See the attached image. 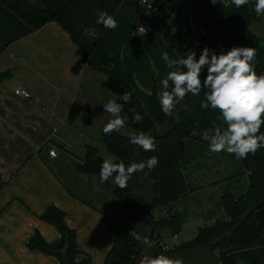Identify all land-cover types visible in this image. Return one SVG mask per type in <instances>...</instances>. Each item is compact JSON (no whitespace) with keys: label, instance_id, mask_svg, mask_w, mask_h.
<instances>
[{"label":"crops","instance_id":"obj_1","mask_svg":"<svg viewBox=\"0 0 264 264\" xmlns=\"http://www.w3.org/2000/svg\"><path fill=\"white\" fill-rule=\"evenodd\" d=\"M113 17L117 27L104 28L91 59L110 68L117 49L109 42L120 43L130 33L133 49L120 53V61L139 86L150 91L154 86L147 77L152 64L148 61L147 70L140 73L145 49L157 44L161 52L177 59L164 42L163 28L160 33L149 22L146 25V17L131 0H122ZM139 23L147 32L138 30ZM249 29L260 41L241 47H254L256 54L264 55V15ZM4 70H10V76L0 82V264H63L53 255L26 246L35 231L48 243L59 239L56 227L40 219L51 205L64 212L66 225L75 232L76 248L90 259L88 264H103L114 236L102 213L112 215L118 209L114 191L119 187L114 177L101 183L99 176L81 172L77 165L87 145L96 147L103 159L116 160L102 141V130L113 118L103 104L117 101L120 85L87 65L81 48L57 22L30 29L0 3V72ZM168 72L161 76L158 98ZM16 90H24L29 97ZM120 115L127 118L123 111ZM117 133L129 137L133 131L125 122ZM48 141L65 150L54 144L42 148ZM180 166L188 191L179 201L152 210L156 221L177 215L175 233L168 225L158 230L168 250L191 240L198 228L224 220L221 195L239 197L249 183L241 159L226 151L212 152L209 141H199L194 133L184 139ZM256 217L262 236L253 246L227 250L235 264H264V206L256 210Z\"/></svg>","mask_w":264,"mask_h":264},{"label":"trees","instance_id":"obj_2","mask_svg":"<svg viewBox=\"0 0 264 264\" xmlns=\"http://www.w3.org/2000/svg\"><path fill=\"white\" fill-rule=\"evenodd\" d=\"M121 2L122 0H0L1 4L25 22L30 29H36L48 21L57 22L81 48L86 64L120 85L117 102L123 104L122 111L127 116L126 124L133 133H147L153 128L162 131L168 125L169 115H165L162 111L156 86L150 91L143 90L134 75L123 68L118 55L112 57L110 68L103 67L91 59L93 49L105 28L103 24L97 22L98 11H106L113 16L121 6ZM195 5L204 29V33L199 38L184 46L178 39L181 34L172 33L168 29H163L162 32L163 38L175 47L179 58L186 57L189 52H195L198 59L201 50L205 47L220 54L234 46L241 47L242 43L256 44L260 41V38L249 29L252 22L261 18L255 14V0H249L247 5L240 8L234 5L224 8L219 0L216 4H212L210 0H195ZM145 12L153 19L152 13L146 10ZM84 29H89L90 34L84 35ZM254 70L257 75H264V55L256 54ZM9 76L10 70L1 71L0 82ZM205 76L206 68L200 75L201 81ZM171 87L170 81L169 91ZM205 91L207 89L202 88L199 95L189 93L172 111L175 122L172 131L166 137L153 138L155 151H144L141 162H146L151 156H156L159 161L154 169L145 167L141 171L143 179H151L155 184L156 199L151 213L157 205L179 201L188 191L180 166V160L184 155V139L194 133L199 141H206L201 137L202 131L211 129L215 125H220L222 129L227 127L221 120H217V116L220 115L218 110H213L211 106L207 109L201 108L200 101L205 100ZM124 93H131V99L127 103L120 99ZM135 113L143 117L140 122H133L132 117ZM260 133H264V124L260 128ZM102 141L116 156L114 162H122L125 167L130 165L136 145L131 144L127 136L115 131L106 135L102 130ZM50 144L54 143L48 141L42 148ZM56 146L60 150H65L64 146ZM103 160L96 147L87 145L77 167L81 172L99 176ZM241 160L245 171L249 173L246 192L239 197L231 194L221 195L225 219L198 228L197 234L191 240L177 245L173 250L181 251L222 237L218 245L213 248L214 255L223 264H235L227 251L230 247L245 248L259 242L262 230L257 224L256 210L264 206V147H261L255 155L248 154L246 159ZM206 184L208 183L204 185ZM114 195L119 202L118 209L112 215L102 213L104 224L114 236L103 264H135L134 260L139 252L138 239L130 224L137 205L142 200L131 194L130 181L128 187L116 189ZM40 219L56 227L60 237L56 242L48 243L39 232L35 231L26 243L28 249H37L53 255L62 263L65 252L71 263L88 264L90 259L77 250L75 232L66 225L62 210L52 205L48 206L40 215ZM150 224L153 226L152 243L158 247V254L171 251L162 250L163 243L158 230L159 227L168 225L175 233L179 227L177 215L159 221L151 216Z\"/></svg>","mask_w":264,"mask_h":264},{"label":"clouds","instance_id":"obj_3","mask_svg":"<svg viewBox=\"0 0 264 264\" xmlns=\"http://www.w3.org/2000/svg\"><path fill=\"white\" fill-rule=\"evenodd\" d=\"M216 4L218 0H210ZM224 8L235 6L240 8L249 3V0H219ZM144 6L151 7L148 0H144ZM254 11L256 16L264 15V0H255ZM97 22L105 28L115 29L117 21L106 11H98ZM90 30L84 29V35H89ZM162 59L169 69L167 78L162 80L165 91L159 97L162 111L170 115L176 104L183 101L191 93L199 95L202 88L205 100L200 101L201 108L209 106L218 110L217 120H221L225 129L215 125L211 129L201 132L202 139L209 141L210 150L214 153L226 151L235 154L237 159H246L248 154L255 153L264 147V133L260 128L264 124V75H257L254 70L256 49L254 47H232L227 52L216 54L209 48L201 50L199 58L195 52L187 53L186 57L171 59L167 52L162 53ZM206 68V76L201 81L200 75ZM171 90L169 91V82ZM25 97L29 94L24 93ZM120 99L127 103L131 99V93H124ZM103 108L113 118L103 128L104 134L119 131L125 126L126 117H121L123 104L116 100H109L103 104ZM135 111L134 109H130ZM133 122H140L143 117L135 113ZM129 142L139 146L143 151H155V143L151 134L144 132L132 133L128 137ZM115 157L103 160L99 177L100 182L105 183L114 177V184L120 189L128 187V181L136 172H141L145 167L154 169L159 161L156 156H151L146 162H134L130 166L120 162L116 163ZM156 264H167V260L160 258Z\"/></svg>","mask_w":264,"mask_h":264},{"label":"water","instance_id":"obj_4","mask_svg":"<svg viewBox=\"0 0 264 264\" xmlns=\"http://www.w3.org/2000/svg\"><path fill=\"white\" fill-rule=\"evenodd\" d=\"M180 103L176 104L175 108ZM167 124L162 131L153 128L145 134H151L153 138L166 137L175 126L172 113L168 117ZM143 154L142 148L136 146L130 165L134 162H141ZM129 181L131 194L142 200L137 205L135 216L130 224L138 239L139 252L134 260L135 264H156V261L160 258L167 260V264H223L215 257L213 252V248L218 245L222 237L206 244L187 247L181 251L171 250L161 255L158 254V247L152 243L153 226L150 224L151 209L156 199L155 184L151 179H143L141 172L134 173ZM62 260L63 264H73L69 261L65 252Z\"/></svg>","mask_w":264,"mask_h":264},{"label":"built area","instance_id":"obj_5","mask_svg":"<svg viewBox=\"0 0 264 264\" xmlns=\"http://www.w3.org/2000/svg\"><path fill=\"white\" fill-rule=\"evenodd\" d=\"M136 1L144 10L152 13L153 20L164 30L168 29L172 33L189 35L192 40L199 38L204 33L195 0H148L151 7L144 6V0ZM138 30L145 33L147 27L139 23ZM15 93L25 96L24 90H16ZM48 153L50 156L54 155L52 150H49ZM162 250L165 251L167 248L162 246Z\"/></svg>","mask_w":264,"mask_h":264},{"label":"rangeland","instance_id":"obj_6","mask_svg":"<svg viewBox=\"0 0 264 264\" xmlns=\"http://www.w3.org/2000/svg\"><path fill=\"white\" fill-rule=\"evenodd\" d=\"M131 1L137 7V9L140 11V13H142L146 17V19L144 20L145 24L148 25V22H149V24H152L153 26H155V28H157L161 33V27L158 26L153 20H151V18L147 15L145 10L136 2V0H131ZM258 21H260V20H258ZM258 21H254V22H258ZM129 34L130 33H128L127 38H124V40H122L120 43H116L114 40L109 42V43H111V47L117 49L116 52L114 53V56L118 55L120 57V55H121L120 53L124 54L127 51L131 52V50L133 49V46H134V42L129 40ZM178 39H179V42L184 46L189 45L192 41V38L189 35H181V36H179ZM263 41H264V38H263ZM164 42L172 48V50H173L172 52H174L173 54H175L176 58L178 59L179 57H178V54L176 52L175 47L167 40ZM153 49H156L154 56H152V50ZM145 51H147L145 53V56H144L145 65L142 64V68H141L140 73H141V75L144 74L145 70H147L148 61H149L152 64V66L150 67V72H149L147 79H149L151 81V83L154 87L156 86L157 94H158V88L160 87L159 84H160V81L162 78L161 76H165V73L168 70L171 71L173 69H169L167 67V63L162 59V53L163 52H161V49L159 48V46L157 44H153L152 46L147 47L145 49ZM148 53H149V55H151V57H147ZM162 91H165V89L162 88Z\"/></svg>","mask_w":264,"mask_h":264}]
</instances>
